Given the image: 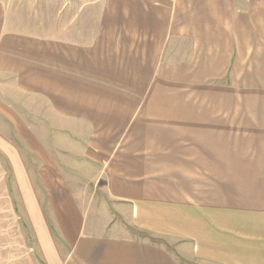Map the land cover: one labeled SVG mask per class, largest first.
<instances>
[{
  "label": "crops",
  "instance_id": "1",
  "mask_svg": "<svg viewBox=\"0 0 264 264\" xmlns=\"http://www.w3.org/2000/svg\"><path fill=\"white\" fill-rule=\"evenodd\" d=\"M0 264H264V0H0Z\"/></svg>",
  "mask_w": 264,
  "mask_h": 264
},
{
  "label": "rangeland",
  "instance_id": "2",
  "mask_svg": "<svg viewBox=\"0 0 264 264\" xmlns=\"http://www.w3.org/2000/svg\"><path fill=\"white\" fill-rule=\"evenodd\" d=\"M90 193H91V192H90ZM93 195H95V194L93 193ZM110 210H111V211H113V209H112V208H111Z\"/></svg>",
  "mask_w": 264,
  "mask_h": 264
}]
</instances>
